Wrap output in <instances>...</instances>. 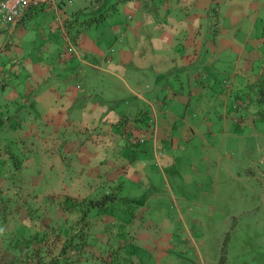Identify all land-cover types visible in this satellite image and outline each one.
Returning <instances> with one entry per match:
<instances>
[{
	"label": "rangeland",
	"instance_id": "1",
	"mask_svg": "<svg viewBox=\"0 0 264 264\" xmlns=\"http://www.w3.org/2000/svg\"><path fill=\"white\" fill-rule=\"evenodd\" d=\"M58 1L81 7L78 18L87 21L99 4L108 1L107 9L114 5L112 0ZM238 1L242 13L237 39L248 44L244 57L234 50L225 57L207 56L206 90L192 99L187 114L182 108L184 115L164 123L157 134L152 118L130 115L110 133L105 144L114 143L113 156L123 155L122 164L131 175L139 174L138 179L129 175L109 181L103 173L101 180L92 170L87 178L100 180L83 187L76 175L82 177L84 171L78 172L75 164L70 169L68 160L63 167L54 162L52 171L26 167L31 157L17 148L26 139L14 128L6 131L11 123L0 128V195L10 200L12 213L0 229L5 261L20 255L17 247L9 249L18 238L36 233L47 235L44 260L49 261L59 254L67 232L90 218L94 223L89 232L96 243L82 264H101L100 258L105 264H264V0ZM218 19L213 11V31ZM247 36L250 40L244 41ZM249 59L253 64H246ZM148 82L140 76L135 87ZM102 90L105 97L116 99L119 112L135 102L145 107L123 84L107 89L101 85L99 97ZM146 91L138 89L152 98L154 91ZM4 116L0 111V118ZM128 117L131 124L148 130L135 144L131 129L122 133ZM64 151L62 145L53 149L59 157ZM37 157L44 161L43 154ZM65 170L72 176L63 181L68 184L61 183ZM106 194L111 195L107 206L88 216L65 207L70 201L87 203Z\"/></svg>",
	"mask_w": 264,
	"mask_h": 264
},
{
	"label": "crops",
	"instance_id": "2",
	"mask_svg": "<svg viewBox=\"0 0 264 264\" xmlns=\"http://www.w3.org/2000/svg\"><path fill=\"white\" fill-rule=\"evenodd\" d=\"M54 1L58 7L29 9L13 30L0 26V111L6 112L0 128L11 123L6 131L14 128L16 135L26 139L17 146L31 157L28 162L32 164L26 162V167L52 171L54 162L63 167L68 160L70 169L75 164L78 172L84 171L82 177L76 175L83 187L100 180L93 178L92 183L87 178L92 170L102 175L101 180L103 173L109 181L129 175L138 179L139 174L131 175L122 164L123 155L113 156L114 143L105 144L113 128L120 127L125 116H145L152 118L151 124L157 122V134L164 123L187 114L192 99L206 90L207 56L225 57L234 50L244 57L248 46L237 39L239 1L112 0L110 9L108 1L97 6L94 15L103 16L92 24L78 18L81 7L73 9L68 1ZM213 11L219 17L215 31ZM247 37L244 41L250 40ZM70 46L74 53L61 57ZM246 64L253 63L249 59ZM140 76L149 82L135 87ZM119 84L148 108L135 102L119 112L116 99L105 97L103 90L99 97L101 85L107 89ZM139 88L154 91L153 97L145 98ZM165 105L166 112L161 109ZM130 118L125 128L121 126L122 133L130 129L137 137L148 133L131 124ZM150 123L149 131L154 128ZM59 145L65 150L61 157L53 153ZM40 154L44 161L37 157ZM65 171L62 184L72 177ZM49 176L52 179L51 172Z\"/></svg>",
	"mask_w": 264,
	"mask_h": 264
},
{
	"label": "trees",
	"instance_id": "3",
	"mask_svg": "<svg viewBox=\"0 0 264 264\" xmlns=\"http://www.w3.org/2000/svg\"><path fill=\"white\" fill-rule=\"evenodd\" d=\"M103 15H100L102 17ZM99 17V18H100ZM98 17H93L90 19V23L97 21ZM3 194L0 195V229H3L6 223L8 222L9 213L11 205L8 198H3ZM111 195L106 194L100 200L90 199L87 203L70 201L69 205L65 206L67 209L72 211L80 212L83 216H88L90 212L95 209H101L107 206ZM8 208V209H7ZM81 215V218H83ZM32 218V216H28ZM81 220V219H80ZM93 220L90 218L86 219L84 224L81 225L77 230L72 232H67L64 243L62 244L59 254L50 258L49 261L44 260L46 258L47 249L46 243L48 245V238L45 233H36L32 236H22L17 239V244L10 246L9 249L17 247V250L20 252V255L5 261L3 252L0 249V264H82L84 259L88 258V254L91 252V248L94 246L95 236L89 232V229L93 227ZM88 229V230H87ZM8 252V250H7ZM101 264H105L104 261Z\"/></svg>",
	"mask_w": 264,
	"mask_h": 264
},
{
	"label": "built area",
	"instance_id": "4",
	"mask_svg": "<svg viewBox=\"0 0 264 264\" xmlns=\"http://www.w3.org/2000/svg\"><path fill=\"white\" fill-rule=\"evenodd\" d=\"M69 2L72 3V1ZM54 4V0H0V26L13 30L20 24L29 9ZM55 5L58 7V4ZM71 53H74L73 46H70L67 51L63 52L61 57L66 58ZM140 140L142 138L137 137L131 142L135 144Z\"/></svg>",
	"mask_w": 264,
	"mask_h": 264
}]
</instances>
